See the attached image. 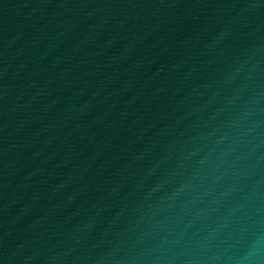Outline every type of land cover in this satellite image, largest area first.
<instances>
[{
	"label": "water",
	"instance_id": "obj_1",
	"mask_svg": "<svg viewBox=\"0 0 264 264\" xmlns=\"http://www.w3.org/2000/svg\"><path fill=\"white\" fill-rule=\"evenodd\" d=\"M0 264H264V0H0Z\"/></svg>",
	"mask_w": 264,
	"mask_h": 264
}]
</instances>
